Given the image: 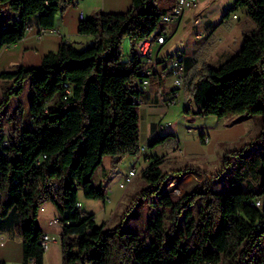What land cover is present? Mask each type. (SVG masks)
<instances>
[{"label": "trees", "instance_id": "trees-1", "mask_svg": "<svg viewBox=\"0 0 264 264\" xmlns=\"http://www.w3.org/2000/svg\"><path fill=\"white\" fill-rule=\"evenodd\" d=\"M75 1L0 0V13L6 12L0 53L30 26L54 29L56 16ZM158 1L132 0L125 12H97L78 25L80 35L94 37L87 47L62 42L57 51L0 73L14 84L2 92L0 109L26 85L31 90L32 129L8 122L5 134L0 125V227L13 225L21 235L23 264H44L39 212L48 202L60 213L63 264H264V0H236L226 15L246 7L256 27L243 31L239 52L220 67L203 63L188 82L190 100L199 106L195 115L262 117L258 135L225 155L227 188L213 190L215 176L208 175L205 184L174 197L167 181L196 169L166 172L164 158L154 157L144 170L146 186L123 216L144 202L154 213L144 234L125 230L123 220L98 224L94 213L77 206L80 190L107 199L104 186L93 183L105 157H112L114 170L141 151L139 79L146 62L135 47L160 35L167 10Z\"/></svg>", "mask_w": 264, "mask_h": 264}, {"label": "crops", "instance_id": "crops-1", "mask_svg": "<svg viewBox=\"0 0 264 264\" xmlns=\"http://www.w3.org/2000/svg\"><path fill=\"white\" fill-rule=\"evenodd\" d=\"M176 2L177 0H174L167 11L172 9ZM235 2L236 0H197L179 21L166 22L160 33L165 36L164 43H159L153 38L151 49L153 61L156 62V72L150 77V84L146 88L140 87L141 151L138 155L123 159L120 166L125 173L130 168L137 169V164H143L139 169L141 171L137 169L143 172L154 157H161L164 158L161 167L166 172L185 166H193L196 169L186 174H174L172 178L185 179L189 175H199L200 172L204 174L206 171L211 172L209 167L212 165L224 161L227 152L243 149L258 135L262 125L261 116L200 117L194 114L199 106L189 98L188 82L191 73L199 70L203 63L220 67L242 48L243 31L256 27L247 16L246 7H240L226 15ZM131 4L132 0H76L65 12L56 16L55 28L47 30L42 38L38 37L39 27L35 25L21 41L4 47L0 53V73L14 71L19 65H28L51 51H57L62 42L74 44L81 49L87 47L94 37L78 33V25L82 20L81 11L85 19L100 11L125 12L131 8ZM177 53H183L185 56L186 84L181 96L188 106L184 107V113L193 116H180L176 119L172 117V121L167 117L178 110L179 106L168 107L163 103V99L165 100L168 92L173 89L170 58ZM126 54L125 57L128 56L129 50ZM149 66V63H145V67ZM166 118L168 123L164 121ZM163 137L159 143L152 145L153 141ZM203 138H207V141L203 142ZM112 161V157H105L101 166L103 168L100 172L97 170L93 181L95 178L97 180L98 174L101 173L99 183L103 186L108 172L113 171ZM80 202L84 210L83 202ZM59 218L60 213L53 202L46 203L39 212V224L43 233L57 236L56 241H50L45 250L44 264H48L52 258L53 264H61L59 245L62 249V227ZM0 261L7 264L24 263L23 240L13 225L4 224L0 227Z\"/></svg>", "mask_w": 264, "mask_h": 264}, {"label": "rangeland", "instance_id": "rangeland-1", "mask_svg": "<svg viewBox=\"0 0 264 264\" xmlns=\"http://www.w3.org/2000/svg\"><path fill=\"white\" fill-rule=\"evenodd\" d=\"M173 2L174 0H159L158 7L160 8L161 11H164L167 10L172 5ZM5 14L6 12L0 13V23L3 17L5 16ZM165 25L166 22L161 21L159 24V29L160 30L163 29ZM129 49H130V43L129 40L126 39L123 45L124 56L127 55L126 51ZM12 86H14V84L11 80L6 81L0 79V101L3 99L2 92ZM30 97H31V90L29 89L28 85H26L20 96L11 98L10 103L3 109H0V125L3 123L2 129L4 130L5 134H8L9 131L8 122L12 124H19L22 129H32L33 121L28 109ZM189 98H190V94H189ZM176 105L179 106L178 110H176L174 113H170V115H168L167 117L168 119L174 121L172 117L176 119L179 118L180 116H193L184 113V107L186 105L188 106V104H185V101L182 99V96H180V100L176 104L171 106H176ZM167 118L166 120H164L166 123H168ZM120 165L118 168L114 169L113 171L108 172L107 178L103 182L104 188L107 189V191H109V192L106 191L107 193L106 200L87 198L83 194L82 190H80L79 192V200L83 202L84 211L86 210L88 213H94L98 224L107 222L108 226L113 227L116 226L118 223H120L123 220V216L133 196L136 193H138L143 187L146 186L144 175L140 172L139 176L135 179V182L131 184L128 189L121 188L120 182L122 181L125 172L124 169L121 168L122 165L121 166ZM142 165L143 164L141 165L137 164L136 166L137 169L138 170L141 169ZM102 168L103 167H99L98 172H100ZM209 168L211 169V172L206 171L204 174L200 172L199 175L198 174L189 175L185 179H182V177L179 178L171 177L166 183L165 190L168 193L172 194L174 197H176L181 195L182 193L191 191L202 184H205V182H207L208 179L210 178V177L208 178V175H212L215 176V178L211 177L209 181L211 183L213 190L224 191L227 188V173H228V170L225 168L224 161L221 160L220 163L218 162L217 165L214 166L212 165ZM101 178H102L101 173H99L97 180L95 178V180L93 181L97 187H100L99 181L101 180ZM153 215L154 213H149L148 207L144 202H139L134 208V210L130 213V215L123 220L122 227L128 231L144 234L147 231V224L148 222H150ZM59 248H60V261L61 264H63V251L60 245ZM56 255L58 256V254ZM52 262H54V258H52L48 264H53Z\"/></svg>", "mask_w": 264, "mask_h": 264}, {"label": "built area", "instance_id": "built-area-1", "mask_svg": "<svg viewBox=\"0 0 264 264\" xmlns=\"http://www.w3.org/2000/svg\"><path fill=\"white\" fill-rule=\"evenodd\" d=\"M197 0H177L175 6L168 10L163 15V21L173 22L179 21L185 11L192 7ZM81 19L84 18V13H80ZM236 18L237 15H234ZM33 29V26L29 27V31ZM47 30H41L38 32V37L42 38ZM156 41L159 43L165 42V36L159 35L156 37ZM154 42L153 38L139 40L136 44L135 51L140 58L144 59L146 63H149L151 66L144 67L141 72V79H139L140 87H147L150 84V77L156 72V62L153 61V52L151 49L152 43ZM170 61H176V69H170V74L173 78V89L168 92L166 99H163V103L166 106L173 105V101H179L181 96V91L186 84V66H185V56L183 53H177L170 58ZM139 103L142 102V98L138 99ZM207 141V138L204 139ZM144 175V171L141 172ZM140 172L136 168H130L123 176L122 181L120 182V187L123 189H128L131 184L135 182V179L139 176ZM260 203V201H259ZM261 204V203H260ZM78 207H82V203L79 201L77 203ZM56 222V221H55ZM56 237L50 234H44L42 238V244L46 250L49 246L50 241H56Z\"/></svg>", "mask_w": 264, "mask_h": 264}, {"label": "bare ground", "instance_id": "bare-ground-1", "mask_svg": "<svg viewBox=\"0 0 264 264\" xmlns=\"http://www.w3.org/2000/svg\"><path fill=\"white\" fill-rule=\"evenodd\" d=\"M171 69H176V61H172V67H171ZM177 102L178 101H173V105L176 104ZM256 204L259 205L260 203L257 202Z\"/></svg>", "mask_w": 264, "mask_h": 264}]
</instances>
